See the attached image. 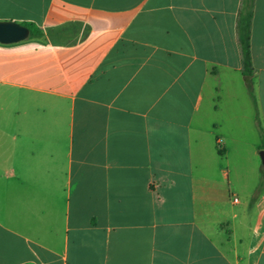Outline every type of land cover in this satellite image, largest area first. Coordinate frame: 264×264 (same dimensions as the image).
Returning a JSON list of instances; mask_svg holds the SVG:
<instances>
[{
    "label": "crops",
    "instance_id": "1",
    "mask_svg": "<svg viewBox=\"0 0 264 264\" xmlns=\"http://www.w3.org/2000/svg\"><path fill=\"white\" fill-rule=\"evenodd\" d=\"M242 1L0 0L42 32L0 44V264H264V0L250 78Z\"/></svg>",
    "mask_w": 264,
    "mask_h": 264
},
{
    "label": "trees",
    "instance_id": "2",
    "mask_svg": "<svg viewBox=\"0 0 264 264\" xmlns=\"http://www.w3.org/2000/svg\"><path fill=\"white\" fill-rule=\"evenodd\" d=\"M253 0H243L241 10L237 21V36L241 52L242 74L250 78L252 76L251 56H250V25L252 18ZM29 30L28 40L40 39L42 37L41 30L32 23H22ZM248 91L251 94V84H248ZM218 153L223 152L218 148Z\"/></svg>",
    "mask_w": 264,
    "mask_h": 264
},
{
    "label": "water",
    "instance_id": "3",
    "mask_svg": "<svg viewBox=\"0 0 264 264\" xmlns=\"http://www.w3.org/2000/svg\"><path fill=\"white\" fill-rule=\"evenodd\" d=\"M28 37L27 27L11 21H0V44H16L27 40ZM260 160L264 168V151L260 152Z\"/></svg>",
    "mask_w": 264,
    "mask_h": 264
},
{
    "label": "built area",
    "instance_id": "4",
    "mask_svg": "<svg viewBox=\"0 0 264 264\" xmlns=\"http://www.w3.org/2000/svg\"><path fill=\"white\" fill-rule=\"evenodd\" d=\"M237 200L236 199H234V202H236Z\"/></svg>",
    "mask_w": 264,
    "mask_h": 264
}]
</instances>
